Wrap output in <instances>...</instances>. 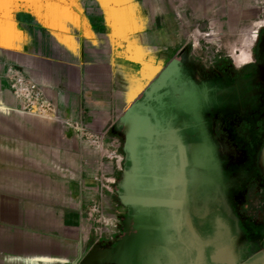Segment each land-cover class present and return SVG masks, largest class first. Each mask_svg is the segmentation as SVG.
<instances>
[{"label":"crops","instance_id":"1","mask_svg":"<svg viewBox=\"0 0 264 264\" xmlns=\"http://www.w3.org/2000/svg\"><path fill=\"white\" fill-rule=\"evenodd\" d=\"M263 32L264 0H0V264H107L125 213L115 188L120 135L125 124L150 131L151 103L170 86L169 142L176 135L185 147V210L206 243L204 263L221 245L235 256L192 216H217L232 232L250 222L262 254L264 91L242 102L240 83ZM15 70L40 87L36 102L10 90ZM226 131L246 140L232 154L221 145ZM242 155L230 171L227 159ZM170 173L171 163L156 206L182 250L185 211L170 215L161 203ZM206 182L218 193L208 202L196 195Z\"/></svg>","mask_w":264,"mask_h":264},{"label":"flooded vegetation","instance_id":"2","mask_svg":"<svg viewBox=\"0 0 264 264\" xmlns=\"http://www.w3.org/2000/svg\"><path fill=\"white\" fill-rule=\"evenodd\" d=\"M260 65L264 69V32L257 60L251 66L254 70L250 77L246 75L240 83L242 102L248 94V98L253 99L264 91V72L260 71ZM216 79H219L217 85L225 80L222 76ZM178 84H180L178 80L174 79L172 85ZM173 90L174 88L170 86V92L161 91L159 98L151 103L150 131L134 133L130 126L127 127L125 124L120 135L121 170L115 188L118 201L124 207L125 213L124 221L121 223V235L114 241L112 251L105 256L107 264H186L184 249L181 250V246L175 244L170 234L171 223L167 209L156 206V201L166 196L168 186L167 178L171 163L169 144L171 133L167 125L170 122L171 103L168 102H171ZM177 95L175 93V97ZM176 98L178 99V96ZM262 107L264 109L263 104ZM174 119L179 123L182 119L181 113H176ZM138 128L140 130L142 126L138 125ZM209 162L205 158L202 167L213 178L218 177L216 167L211 168ZM196 195L202 196L208 202L212 196H218V193L206 182L199 187ZM192 217L194 225L204 237H221L223 241L231 243L238 264H257L261 252L256 226L245 220L243 224L245 229L241 227L242 231L232 232L227 224L219 227L217 216L212 218L203 216L209 217L204 222H200L198 216Z\"/></svg>","mask_w":264,"mask_h":264},{"label":"water","instance_id":"3","mask_svg":"<svg viewBox=\"0 0 264 264\" xmlns=\"http://www.w3.org/2000/svg\"><path fill=\"white\" fill-rule=\"evenodd\" d=\"M260 71L264 72L263 67L259 66ZM171 148L173 151L172 154V173H170V187L168 191V196L166 200H162V205L166 206L168 208V212L170 215L175 214L176 210L185 211L184 221V233L183 236L180 233H177V239L178 241L181 240L183 242V238H186V245L184 255L187 259L189 264H205L204 263V254L203 249L206 245L204 241H202L198 236L195 234L191 223L189 222V212L185 210L187 206L186 202V176H185V162L181 159V156L183 152L185 151L184 145L181 143V140L176 135H173L171 137ZM175 217V216H173ZM209 260L213 264H237L236 260L233 257L232 251L230 249V245H221L217 248L216 251H214L210 256ZM257 264H264V246L262 250L261 257L258 260Z\"/></svg>","mask_w":264,"mask_h":264},{"label":"built area","instance_id":"4","mask_svg":"<svg viewBox=\"0 0 264 264\" xmlns=\"http://www.w3.org/2000/svg\"><path fill=\"white\" fill-rule=\"evenodd\" d=\"M10 90L19 96L26 105H30L41 96L40 87L33 81L27 79L21 72L15 70L7 77Z\"/></svg>","mask_w":264,"mask_h":264},{"label":"rangeland","instance_id":"5","mask_svg":"<svg viewBox=\"0 0 264 264\" xmlns=\"http://www.w3.org/2000/svg\"><path fill=\"white\" fill-rule=\"evenodd\" d=\"M260 47V45H259ZM231 128L233 127V125L230 126ZM249 126H245V125H241L239 126V130L241 131V133H244L246 131V129H248ZM238 128H236V131H237ZM237 133L239 134V132L237 131ZM236 133V134H237ZM240 135V134H239ZM238 135V136H239ZM221 145H223V148H227L228 152L229 153H233L234 150H235V147L236 148H241L243 146V143L245 142L246 143V140H240L238 142V139H235V136L233 135V132L230 133L229 131H226L223 136H221ZM238 144H241V145H238ZM114 149H115V146H112ZM226 150V151H227ZM228 154V153H227ZM243 154H245V152H243ZM247 157L246 156H240V157H237V156H232L230 157L229 159H227V162L226 164H228L229 166H231L230 168V171H234L235 170V167L236 165L241 161V160H244L246 159ZM116 159V157H115ZM249 162V161H248ZM260 164H262L260 162ZM262 166V165H261ZM233 174L232 173H229V178H233ZM219 184H221V180L220 181H217ZM215 201H213L214 203ZM247 206V207H246ZM242 209L245 211V210H250V207H249V204H245V207L242 206Z\"/></svg>","mask_w":264,"mask_h":264},{"label":"bare ground","instance_id":"6","mask_svg":"<svg viewBox=\"0 0 264 264\" xmlns=\"http://www.w3.org/2000/svg\"><path fill=\"white\" fill-rule=\"evenodd\" d=\"M37 106H38V105H37ZM37 106H36V107H37Z\"/></svg>","mask_w":264,"mask_h":264}]
</instances>
